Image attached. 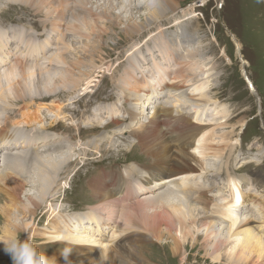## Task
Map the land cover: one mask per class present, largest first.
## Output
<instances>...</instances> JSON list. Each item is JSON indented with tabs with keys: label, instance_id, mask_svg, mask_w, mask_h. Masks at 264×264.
Masks as SVG:
<instances>
[{
	"label": "rangeland",
	"instance_id": "obj_1",
	"mask_svg": "<svg viewBox=\"0 0 264 264\" xmlns=\"http://www.w3.org/2000/svg\"><path fill=\"white\" fill-rule=\"evenodd\" d=\"M9 1L10 2L7 3L5 0H0V51L5 50L2 45L7 47V53L11 54L10 62L13 66L5 67L0 73L9 67L10 69L16 68V70H10V73L14 74L15 77L9 82L8 91H6V89L0 92V107L3 101H5L7 105H11V109L10 107H6L8 109L4 108L5 110H0V124L2 123L0 128L7 125L8 130L13 129L12 134H14V136L12 139L10 136L2 135L0 138H3L4 142L2 141L3 145L1 142L0 144L1 146L11 149L14 147V145L11 144L28 142V145L30 142L38 143L40 141H48L46 138H42L40 131L37 130L39 127L37 126L35 118H39V121H43L47 129L53 119L56 125L53 126L50 131H55L57 134L56 136L59 135V137H62L64 139V141H62L65 145L66 142L72 145H67L66 149H63V152L61 151L59 154H53V152L49 153L53 157L59 155V157L63 159H66L67 155H69L72 158V162L70 160V162L67 163L71 166H69V168L65 166L67 172L61 176V179H63L62 181L67 180L69 182V185L65 187L69 189L64 188L58 195L52 198V200L56 201H52L50 199L53 195L51 194L52 188L45 185L44 187L47 188L46 197L40 196L41 198H38L40 194L36 193L38 190L35 188L39 189V184L35 185V188L30 187L32 184H30L29 177L32 176V173L35 171L33 165L37 154V152L34 154V151H36L35 147L33 146L31 148V153H29L30 156H32L30 157L29 163L26 162L27 148L21 149L16 155V152L3 149L6 150V152L0 154V171H4L3 163H12L9 165L11 167L9 172H6L8 178L4 180L0 179V264H13L11 257L4 251V244L12 239H22L26 229L24 227L17 229L14 225L15 222L23 218L17 210L21 209L24 205L30 206L33 202H39L41 204L33 211L35 214L28 215V219H25V221L35 225L32 232V240L39 247L40 251L50 259L51 264H120L119 254L125 259L124 249L129 245L128 241H131V237L135 235L134 232L138 231L134 228L143 227L142 222L138 225H131L125 223L121 219V214L124 211V204L115 208L114 219H104L99 212L95 211L93 221L87 223V229L83 230V232L90 236H95L99 243L112 242L113 246L110 253L103 259L99 253L98 245H85L83 243L78 247H74L75 249H71L68 243L61 242L56 245L53 242L55 240L54 238L64 232V230H60L58 226V221H62L63 219L61 218L63 217L59 219L52 218L51 221L48 222L50 214L47 213L48 209L42 202L49 201L55 204L57 203L58 209L62 210V214L67 217H74L78 214V217H81V219H88L90 217L89 209H92V206H95L97 202L91 191L88 195L86 192L93 187L90 182L94 180L96 173H98L95 168L105 164V167L109 171L115 169L122 172V169L129 164V166H133L137 169L136 175L133 176L132 173L126 175L127 181H130L131 184L129 192L134 194L136 200L138 198L137 196L140 197V195L151 194L162 188L164 190H170V192L177 190L175 184H169V186L162 184L158 186L157 183L148 185L147 182H143L149 175L146 173L140 174V170L146 171L152 159L148 157L145 148L139 150L137 147L133 146L127 149L129 146L137 143V140H135L136 137H131V134H128V138L124 137V141L122 139H112L110 145H108L107 141H101L99 143L100 139H98V137L100 138L102 136L109 137L110 135H108V133L104 134L102 131L110 132L114 129L112 126L116 127L109 119L113 113L126 116L124 109H127L129 104L136 102V93L132 90L131 86L133 78L136 77L139 81H142L140 86H143V84L147 83L145 78L151 74L152 68L155 69L154 66H151V69L144 66L141 58L142 51H133L134 47L143 41V38H141L142 36H139V38L137 36L138 39L135 38L130 41L127 39L126 34L120 35V39L115 35L113 36L111 33L107 36L110 39L115 38L119 43L117 47L109 43L105 44L107 47L104 49L107 53L104 55V59L106 60L103 61V63L112 65L113 67L115 66L110 73L99 69L90 70L88 67H71L72 65L70 62L78 61L80 56L77 54L81 51L83 52V49H91L96 52V48L98 47V39H95V36L90 37L89 33L86 31L82 33L74 30L71 25L75 21L74 17L77 18L80 16L82 19L85 18L88 21L94 22V19L90 18V16H87L88 18L86 17L84 9L87 7V9L91 8L90 10L95 14H98V9H96L95 6L92 8L90 5L87 6L82 2L80 3L78 0H69L67 1V7H70H68L69 9L66 8L67 18L62 21V19L58 20V16H56L59 12V8L56 6L51 8L52 4L50 6V4L42 0ZM147 1L149 2V0ZM217 2H219V0L177 1L181 8L165 20H162L164 29L170 28V34L166 36V40L173 46L172 48H174L173 50L175 53L172 51L174 54L173 59L168 66L165 65V61L159 60V57H157V66L155 69L157 72L156 76H159V78L167 83H171L172 80L186 83L191 80V78L188 77L191 73L188 69V65L195 68L200 67L201 71L199 70V72H202L201 75L204 81L208 82L206 89L203 91L204 98L202 99L216 104L212 114L218 112V116L221 119L219 120V125L212 127L211 131L208 132L209 135H214L213 139L216 144H218L217 149L219 151H217V153L219 154V159L214 157L207 159L205 163L202 162L203 167L206 169L205 171L207 175L209 174L208 176L210 178L214 177L213 179L216 184H218V188L221 189V192L224 188H230L227 181L226 185L225 182L222 183L223 180H228L230 177L231 179H235L240 190L237 192H240L241 196L244 198L243 204L240 202L241 204L239 203L237 205H240V208L242 206L246 208L249 207V211L251 212H249V214L239 212V218H241L243 223L242 228L240 227L235 232L244 229L247 230L246 232L253 231L255 232V236L262 238L261 242L264 244V212H257L253 207V201L256 200L255 194L260 196L263 193L258 192V187L255 188L254 182H252L260 173L264 177V0H221L223 3L222 10H220V6L217 5ZM73 3H76V5ZM149 4L151 3L149 2ZM99 5L103 6L104 0H99ZM72 6H74L73 9ZM47 7L51 8V10ZM55 8H57V11H55ZM118 12L119 9L115 10L114 14ZM142 13H145V11L142 10ZM70 14L71 16H69ZM76 14L78 16H76ZM101 22L103 21H97L99 25ZM16 30L17 34L15 35ZM3 32L6 33L7 39L1 35ZM66 32L69 34L66 35ZM115 32H119V29L115 30ZM21 34V39L16 38ZM45 34L46 38L43 39ZM231 35H234V37H231ZM196 38H198L199 41ZM178 39L181 40V44L177 41ZM103 40L105 41L104 38ZM121 40L124 41L121 42ZM46 42L50 43L49 47L54 49V51L47 53L45 55L47 56L46 59L40 55L39 62L35 65L33 60H30V52L43 51V45H45ZM67 44L70 46H67ZM64 45H66V47H64ZM56 47L59 48L58 53L56 52ZM166 48L170 49L169 47ZM237 50L244 56V61L246 60L247 63L246 65H243L239 56H236ZM155 52L157 51L148 50L144 55L148 59L150 65L153 64L151 60L153 58L152 54ZM184 53H187V57ZM155 55L157 56L160 54L155 53ZM130 56H132V58ZM192 58L194 60H192ZM128 59H130L131 64H126ZM27 61H31L32 64H27ZM101 61L102 60L96 62L97 67H102ZM5 64H1L0 62V67ZM60 66L61 69H59ZM126 68L136 70L134 71V77L130 75V70ZM243 72L246 73L244 76L246 77L247 75L256 85L257 94L249 91V86L243 79ZM51 74L54 75L51 76ZM112 75H114L115 80L119 82L117 85L115 81H113L114 78ZM90 77H93L91 79L93 81L91 85L92 89L90 88L87 92L78 93L77 91L83 87L82 84H79L73 92L71 88H74L78 79L84 78L82 83H85L87 80H90ZM196 79L194 81H197ZM50 81L53 84L62 87L65 86L66 89L60 88L59 91H57L59 94L56 96L38 99L37 97L45 95V90L42 86ZM97 82L99 84H97ZM148 83L151 84L152 82L148 80ZM154 85H156L155 89L161 86L158 83H154ZM155 89H153V92H159L160 94L154 96L157 100L154 101L153 109L150 108L149 110V112H151L152 109L151 116L155 109L160 105L163 106V104H166V101H174L168 99L171 94L168 89L162 91ZM126 98L128 99L127 101ZM30 99L32 101L25 102ZM174 99L181 100L182 97H176ZM52 101H54L55 105L58 104V106H61V121L60 119H58V121L54 119V114L51 113L49 109L44 108L46 109L45 111L48 112L46 113L43 111V107L40 106V104L43 103V105H49ZM143 103V100H141V107H138L136 110L137 121H135L133 125H129L131 121L127 122V131L131 132L132 130H137L142 125L141 121L146 118L145 116L142 117L144 113ZM107 106H112L111 109L115 111H107ZM27 107L32 109L26 110ZM209 107H213V103H209ZM93 109L97 110V113L102 112L103 116L107 119V121L105 119V121L98 122V125H104L105 123H108V125L97 126L95 123L96 120L92 118L93 114L91 112ZM21 111L26 112L25 119L29 121L32 119L33 122L32 125L24 127L26 130L23 127L18 128V126L11 124L14 123L11 119L18 118L16 116H18V114L20 115L22 113ZM1 113L4 114L2 115ZM190 113L194 114V111ZM193 114L189 116L195 125L207 123L208 118L212 115L207 112V116L205 115L203 122H200L194 118L195 114ZM88 121L90 123H87ZM87 124H90V126L94 128L90 126L88 128ZM245 127L247 129H244ZM23 129L25 130L24 132ZM121 131L123 132V130ZM19 132L23 134L21 133V135ZM36 134L39 136L37 137ZM88 134L92 136V139L98 140L99 151L96 150V152L102 153L103 150V154L100 156L92 152L87 156L86 159L88 160L79 159L77 161L75 157H79V155L76 154L75 149L77 148L80 150L78 147L91 141V137ZM223 135H227L230 139H222ZM25 136L26 138H24ZM50 137H52V134ZM213 139L209 138L210 142L213 143L212 145H214ZM112 141H114V143H112ZM42 149L44 150L45 148ZM106 150H108V152ZM39 152H42V150ZM133 161H136L142 168L138 169L134 163L131 164ZM83 163H85V165L81 168ZM23 168L26 169V171L23 170ZM68 174L70 175V179H67L69 176ZM110 174L108 175L111 176ZM218 174L220 175L218 176ZM108 175L104 173L103 176ZM161 178L164 180L167 176L165 177L163 175ZM22 179H25L27 183L25 186H20L19 189L15 190L16 187L14 185H19ZM141 181L143 184L139 187L138 184H140ZM101 183H103V181H101ZM243 187L245 188V192ZM232 189L234 190L233 186ZM34 193L37 195L33 198L28 197V194L33 195ZM174 195H176V193H174ZM208 195L213 196L211 193ZM185 196V194L180 193L179 197L172 196L171 199L166 200L168 204L165 207V211L171 219L173 226L170 232H165L168 229L163 223L164 225L161 226L160 230L164 233L165 237H163L161 241H156L154 235L148 234V238L151 239V241L153 240V242L145 245L149 251L145 253V256L149 258V261L154 262V264H264V256H259V254L257 255L252 252L255 251L256 244L247 245L245 249L242 248L245 241L241 243L235 254L231 257L230 253H228L232 246L231 241L228 240L232 239V233H228L230 222L228 221V217L226 218L224 215V206L215 203L211 197H208V200H212L209 205H198L197 207H204L206 210L214 211V213L219 211V214L221 213L223 215L222 217L218 216L220 218L213 221L217 231L216 235H221V237H217L216 239L209 238L205 234L206 231L203 232L207 229L205 225L211 220V218H209L210 215L213 218L216 216H213L210 212L207 220L196 219L195 221L188 222V227H184L182 233V236L184 234L186 238L185 243H182L185 248L179 255L172 254L168 245L176 238V233L179 232L180 228L177 224L178 219L173 216L171 212V207L177 208L181 205L187 207L188 199H186ZM35 197L38 199H35ZM227 197L229 200L235 201L232 196L228 195ZM191 201L192 204H194V199L191 198ZM153 202V204L151 203L152 205L146 204L145 201L137 203H144V207L147 208L146 211L149 213L152 212L151 208H153V212H155L153 215L151 214L153 217L160 214V210L156 209L160 206V200L157 199ZM215 204L219 205V207ZM43 211L46 215L40 220ZM138 217L141 219L143 218L141 213H138ZM38 219L40 220L39 224ZM163 222L169 221L165 220ZM110 226L112 228L114 226V228L111 229L110 234H108L107 232ZM258 227H261V229ZM197 230H202V235H195ZM239 234L241 237H244L248 233H246V235H244L243 232ZM118 246H123V249L120 251ZM77 248H79L78 251L76 250ZM65 250H67V259L65 262L54 260L57 259L56 256H63L62 253H64ZM242 254L243 257L241 256ZM70 256L74 257L73 260H71Z\"/></svg>",
	"mask_w": 264,
	"mask_h": 264
},
{
	"label": "bare ground",
	"instance_id": "obj_2",
	"mask_svg": "<svg viewBox=\"0 0 264 264\" xmlns=\"http://www.w3.org/2000/svg\"><path fill=\"white\" fill-rule=\"evenodd\" d=\"M42 1L50 4V6L52 4L51 8L55 7V6L59 8V12L56 14V16H58V20L62 19V21H63L65 18H67L66 8L69 9L68 7H70V6L67 7V5H68L67 1H69V0H42ZM78 1L80 3L82 2L83 4H85L87 6L90 5L92 8H94L93 6H95L96 9H98V11H97L98 14H95L93 11H91L90 10L91 8L87 9L88 8L87 7L84 9L85 15H86V17L90 16V18H93L94 22L88 21L85 18L82 19V17L80 18V16L76 18L72 15L74 17L75 21L71 25L74 28V30H76L77 32L83 33L84 31H86L87 33H89L90 37L95 36V39H98V42H97L98 47L96 48L97 49L96 52H94L91 49H83V52L81 51L80 53L77 54L78 56H80L79 60L75 61V62H70V64L72 65V66L70 65L71 67H73V66H78L80 68L88 67L90 70L99 69V70H102V71L108 72V73L112 72L113 68L115 66L113 67L112 65H109V64L106 65L103 63V61L106 60V59H104V55H106V53H107L106 50L104 49L105 47H107L105 44L109 43L115 47H117L119 45V43L117 42V40L115 38L110 39L109 37H107L110 33L113 36L115 35L118 38L120 37V35L126 34L127 39H129L130 41L132 39L137 38V36H138V38H139V36H142L141 38H143V41L141 40L142 41L141 43L137 44L136 46L134 45L135 47H134L133 51L134 52H141L142 51V53H141L142 62L144 64V66H146L150 69H151V66L152 67L154 66V68L156 69L157 57H159L158 58L159 60L165 61L166 62L165 65H167V66L169 65V63H171V60L173 59V55H174L173 52L175 53V51L173 50L174 48H172L173 46L167 42L168 40H166L167 39L166 36H169V34H170V32H169L170 28L164 29V26L162 25V20H165L166 18H168L170 15L177 12L181 8V6H179V4L177 3L178 0H149V2L151 4H149V2L147 0H104L103 6L99 5V0H78ZM5 2L8 3L10 1L5 0ZM71 2H73V1H71ZM73 4L76 5V3H73ZM73 7L74 6H72V9H73ZM77 7H78V4H77ZM51 8H48V9L51 10ZM117 9H119V12L117 14H114V11ZM142 10H144L145 13H142ZM55 11H57V8H55ZM74 13H76V12H74ZM192 13H194V12H192ZM182 14H184V13H182ZM184 15H186V14H184ZM69 16H71V14ZM76 16H78V15L76 14ZM97 21H103V22H101V24L99 25L97 23ZM172 22H174V21H172ZM183 22H185V21H183ZM167 24H168V22H167ZM118 29H119V32L116 33L115 30H118ZM67 30H68V27H67ZM68 34L69 33H67L66 35H68ZM143 35H144V37H143ZM103 38L105 39V41L103 40ZM196 39L199 41L198 38H196ZM123 41L124 40H121V42H123ZM177 41H179V43L181 44L180 39H178ZM2 46L4 47L3 49L7 48L5 45H2ZM67 46H70V45L67 44ZM143 46H144V48H143ZM64 47H66V45H64ZM166 47H169L170 49H167ZM146 48H147V50H146ZM55 49H56V52L58 53L59 48H55ZM31 50H32V48H31ZM65 50L67 51L66 48H65ZM148 50H150V51L156 50L157 52H155V53L160 54L157 56L155 55V53L152 54V57H153L151 60L153 62L152 65H150V63L148 62V59L144 56ZM152 52H154V51H152ZM193 54H195V53H193ZM188 55H189V52H188ZM185 56L187 57V53L185 54ZM130 57L132 58V56H130ZM16 58H18V57H16ZM99 60H102L101 61L102 67H97L96 62H98ZM192 60H194V59L192 58ZM63 64H65V63H63ZM126 64H131L130 59L127 60ZM61 66H64V65H61ZM61 66L59 67V69H61ZM129 67H131V66H129ZM126 69L130 70V75L134 77V71H136V70H132L130 68H126ZM136 69H137V67H136ZM155 69L152 68V72H150L151 74L145 78L147 83L143 84V86H140L142 81H139L136 77L133 78V81L131 82V86H132V90L136 93V99H135L136 102L134 101L135 103L129 104L127 106V109H124L126 116H120L116 113H113L109 119L116 126V128L112 129L110 132L102 131L104 134L108 133V135H110L109 137L102 136V137H100V138L98 137V138L100 139L99 143L101 141L102 142L107 141L108 145H110L112 139H115V140L122 139L124 141L125 140L124 137L127 136L128 134H131L130 135L131 137H134V138L136 137L137 139L135 138V140H137V143L135 145L129 146L127 149H130L133 146L137 147L139 150L141 148L142 149L145 148V152L147 153L148 157H150V159H152L151 162L149 163V168H147L146 171L140 170V172H141L140 174L146 173L149 175V177H147V179L144 180L143 182H147L148 185H153L154 183H157L158 186L162 185V184H164L165 186L166 185L169 186V184H171V185L175 184L176 185L175 187L177 190H174V192H170V190H164L162 188V189H159L156 192L150 194L151 199L150 200L147 199V201H145L146 204L152 205L154 203L153 201H155L157 199L160 200V206L158 208H156V209L160 210V214L152 217L151 214L153 215L155 213V212H153V208H151V210H152L151 213L147 212L146 211L147 208L144 207L145 206L144 203H137V201H135L136 199L134 198V194L129 192L131 184H130V181H127L126 175H129L131 173L133 174V176L136 175L137 169H135L133 166H129V167L127 166L125 168V170H123L124 174H116V173L110 174L111 177H113L114 181L116 182V187H115L114 191L110 192L109 188L107 186H104V185H102V186L96 185V186L92 187V192L95 196L97 204L95 206H92V209H89L90 210V217L88 219L87 218L81 219V217H78V214H77V216H74V217H67L66 215L62 214L63 213L62 210L58 209V205H56L57 203L55 204V203H52L49 201H47V202L43 201L42 204L46 205V208L48 209L47 213L50 214L48 222H50L52 218L53 219H59V218L63 217V218H61V219H63L62 221H58V226H59V229L64 230V232H63V234H59L58 236H56L54 238L55 240L53 242L56 245L60 244L61 242L62 243H68V245L71 249H75L74 247H76V246L78 247L79 245H81L83 243L85 245H89V244L98 245L99 246V253L101 254L102 258L105 259V257L110 253V250L113 246L112 242L108 241L106 243H99L95 236H93V235L90 236L89 234L83 232V230L87 229V226H88L87 223H89L90 221H93V217H94L93 215H95V211L99 212L100 215L104 219H106V218L107 219H111V218L114 219L115 208L124 204L125 206H124V211L121 214V219L125 223H129L131 225H138L140 222H142L143 225L142 224L141 225L143 227L142 228H134V229H137L138 231L134 232L135 235L131 237V241H128L129 245L126 246V248L124 249L125 259L119 254L120 264H122V263L123 264H154V262L149 261V258L147 256H145V253H147V251H148L145 245L153 242V240L151 241V239L148 238L149 237L148 234L154 235L156 237L155 238L156 241L157 240L161 241L162 238L165 237L164 233L160 230L162 225L165 224L167 229H168L165 232H170V229L173 226V223H172L171 219L168 217V215L165 211V207L168 204L166 200L171 199L172 196L179 197V194L182 193V194H185L186 195L185 198L188 199V206L187 207L185 205H181L177 208L171 207V212H172L173 216H175L178 219L177 224H178V227L180 228L179 232L176 233V238H174L172 243L170 245H168L172 254L179 255V253L185 248V246L182 245V243H185L186 238L184 237V234L182 236V233H183V228L188 227V225H189L188 222L189 221H195L196 219L207 220L210 212H211V214H213V216L216 215L214 217L215 219L213 217H211V215H210L209 218H211V220H209V222L205 225L207 227V229H205L203 232L206 231L205 234L209 238L216 239L217 237L218 238L221 237V235H216L217 231L214 227L213 221H216L217 218H220L218 216L222 217L223 215L221 213H220L221 214L220 215L219 211L214 213V211L206 210L204 207H201V208L197 207L198 205H209L212 200H208V197H209L208 194L211 193L213 196H210V197L215 201V203H218V204H221L222 206H224V209L223 208H221V209L224 210V212H225L224 215L226 216V218L228 217V221L230 222L228 233L229 234L232 233V237H231L232 239H228V240L231 241L232 246L229 249L228 253H230L231 257L235 254L238 247L244 241H245V244L242 246L243 249H245V247L247 245L256 244V249H255V251H252V252H254L257 255L259 254V256H261V255L264 256V254H263L264 253V244L261 242L262 238L255 236V232H253V231L252 232H246L247 231L246 229L239 230L238 232H235L240 227L242 228L243 222L241 221V218H239V212L245 213V214H249V212H250L249 207L246 208V207L242 206L240 208V205H237L240 202H242V204H243L244 198L241 196L240 192L239 193L237 192L240 190H239V185L236 184V182H235V179H231V177H230V178H228V180H223L222 183L225 182V185L227 183H229L228 185H230L229 186L230 188H224L223 191L221 192V189L218 188V184H216L215 180L213 179L214 177L210 178L208 176L209 174L207 175V173L205 171L206 169L203 167L202 162L205 163V161L207 159H210L212 157L219 159V157H218L219 154L217 153V151H219L217 149L218 144H216L215 140L213 139L214 135H209L208 132L211 131L212 127L219 125L218 123H219V120H221V119L218 116L219 115L218 112L216 114H212L213 108L216 104L214 102L204 101L202 99V98H204L203 91L206 89L208 82L204 81V79L201 75L202 72L201 73L199 72V70L201 71L200 67L195 68L193 66L188 65V69L191 71V73L189 74L188 77L191 78V80L187 81L186 83H182V82H179L176 80H172L171 83H167L163 79L159 78V76H156L157 72ZM10 70L15 71L16 68L10 69V67H9L0 73V92L3 90H6V89H7L6 91H8L9 82L12 81L13 78L15 77L14 74L10 73ZM53 75L51 74V76H53ZM112 76L114 78L113 81H115V83L117 85L119 82H117L115 80L114 75H112ZM92 78L93 77H90L89 78L90 80H87L85 83H82V80L84 78L78 79L75 83L74 88H71V89H73V92H74L76 90V88L79 86V84H82L83 87L81 89H79L77 92L81 93V92L89 91L90 88L92 89V87H91V85L93 84V81L91 80ZM195 79L197 81H194ZM148 80L151 81L152 83L149 84ZM154 83L155 84L158 83L161 85L160 87H164L165 89H168V91H170V93H171L168 99L174 100V101H171V102L166 101L165 102L166 104H163V106L160 105L159 107H157L158 110L155 113H153L152 116H150L149 114H151V112H149V110L151 108V102L156 101L157 99H155L154 96L159 95L160 93L159 92L158 93L152 92V94L144 95L143 98H141V97H142L143 93L147 92V91H145L146 89H144L147 85H151L152 89H155L156 85H154ZM97 84H99V83L97 82ZM168 84H170V85H168ZM42 88L45 90V95H42V97H37L38 99L56 96L57 94H59L57 91H59L60 88L66 89L65 86L62 87L60 85L53 84L51 81L48 82L47 84L43 85ZM162 90H164V89H161V91ZM22 93H24V92H22ZM148 93H149V91H148ZM16 97H18V96H16ZM176 97H182V99L181 100L174 99ZM32 99H35V98H32ZM127 100L128 99L126 98V101ZM141 100H143V102H144L143 103L144 104V106H143L144 110H145V107H147V113L144 111V113L142 115V117L145 116L146 118H144L141 121L142 125L137 130H132L131 132H129V131H127L128 129L126 128L128 125L127 122L131 121L129 123V125H133L135 123V121H137V119H136L137 111L136 110L138 107H141V105H140ZM29 101H32V100L30 99V100L25 101V102H29ZM209 103H213V107H209ZM43 104H40V106L43 107V109L44 108L49 109L50 112L54 114V119H57V121H58V119H60V117H61L60 115L62 114V112L60 113L61 106H58V104L55 105L54 101H52L49 105H43ZM6 107H10V109H11V105H7L6 102L3 101V103H1L0 110L3 111V110H5L4 108H6ZM107 107H108L107 111H109V112L115 111V110L111 109L112 106H107ZM120 107H121V105H120ZM6 109H8V108H6ZM28 109H29V107L26 108V110H28ZM31 109H29V110H31ZM41 110H42V108H41ZM45 110L46 109H44L43 111H45ZM120 110H121V108H120ZM16 111H18V110H16ZM36 111H38V110H36ZM191 111L192 112L194 111L195 115L193 113H190ZM214 111H215V109H214ZM21 112L22 113L20 115L18 114V116H16L18 118H16V119L10 118L11 120L14 121V123H11V124H13L14 126H18V128H21V127L24 128L25 126L32 125L33 124L32 119H31V121L25 119L24 114L26 115V112L25 111H21ZM118 112H120V111H118ZM200 112H202V113H200ZM205 112L212 114L211 117L208 118L207 123H202V124H197V125L193 124V121L190 119L189 115L193 114L195 116L194 118L196 120L203 122L204 117L206 115ZM46 113H48V112H46ZM92 114H93L92 118L96 120L95 123L97 124V126H101V125H98V122L105 121V119H106L103 116V113L102 112L97 113V110H96V111H93ZM119 114H121V113H119ZM71 116H73V115H71ZM41 117H43V116H41ZM118 117H120V118H118ZM31 118H32V116H31ZM61 119H60V121H61ZM65 119H67V118H65ZM69 120H70V118H69ZM33 121H34V119H33ZM35 121L37 122V126L39 127V129H37V130L40 131L42 138H46L48 141H40L38 143L30 142L28 145H27L28 142L22 143V147L27 148L26 151L28 152V154L31 153V151H32L31 148L33 146L35 147V150H36V151H34V154L37 152V154L35 156V161L33 163V165L35 167V169H34L35 171H34V173H32V176L29 177L30 178V184H32L30 187L35 188L36 187L35 185L39 184V189L35 188L36 190H38V192H36V193L40 194L38 196V198L40 196L46 197L47 188L44 187L45 185L47 187L52 188L51 194H53V195L50 198L52 200V198H54L56 195H58V193L60 191H62L65 187H67V185H69V182L67 180L62 181L63 179H61V176L67 172V170H65V166L68 168H69V166H71L67 163H69L72 158L69 155H67L66 159H63L62 157H59V156L53 157L49 152L53 151L54 153H59L60 150H62L64 148L66 149V145L63 142L64 140L62 141V140H59L55 137H50L51 134L47 135V134H49L48 133L49 130L47 128H45L44 122L39 121V118H35ZM106 121H107V119H106ZM87 123H90V122L88 121ZM49 125L53 127V125H55V121H53V119H52V122ZM97 126H95V127H97ZM24 129H23V132L26 130V129L25 130ZM121 130H123V132ZM19 133H18V135H19ZM103 133H102V135H103ZM7 134H8V130L3 129L0 132V137L2 135H7ZM170 135H172V136H170ZM13 136H14V134H12L10 137L13 138ZM38 136L39 135H37V137ZM24 138H26V136ZM60 138H62V137H60ZM209 138L214 140L213 141L214 145H212L213 143L210 142ZM222 139H230V137H228L227 135H223ZM93 140L85 143V145H83V146L78 147L81 151H80L79 157L77 159H79L81 156L83 158H87V156L92 152H95V154L100 155V156L103 154V150H102V153L96 152V150L99 149V146H98L99 143H98V140H95V139H93ZM2 141L4 142V139L0 138V142L3 145ZM112 143H114V141H112ZM42 148H45V149L43 150ZM5 149H7V148H5ZM7 150H9V149H7ZM40 150H42V152H39ZM106 151L108 152V150H106ZM4 152H6V150H3V148L0 144V154L1 153L3 154ZM64 154H66V153H64ZM15 155H16V153H15ZM3 162H4V160H3ZM71 162H72V160H71ZM11 163H8V162L3 163L4 171H2V172L0 171L1 172V178L0 179L4 180V179L8 178V175L6 174V172L7 173L9 172V170L11 168L9 165ZM1 168H2V165H1ZM257 174H258V172H257ZM103 175H104V173L102 174V176ZM163 175L165 177L167 176V178H166L167 180L166 179L163 180L161 178ZM219 175L220 174H218V176ZM94 179H96V176L94 177ZM226 181H227V183H226ZM252 182H254L255 188L258 187V192L263 193L260 196L255 194L256 200L253 201L254 210H257V212L260 211V213H263L264 212V177H263V175L261 173L258 174L253 179ZM26 183H27L26 180L22 179L21 183H19V185H17V184L14 185L16 187L15 190L19 189L20 186H25ZM99 183H101V181H99ZM142 184L143 183L141 181V183L138 184V186L141 187ZM239 184H241V183H239ZM237 185H238V190H237ZM232 186H233L234 190L232 189ZM65 189H69V188H65ZM36 193H34L33 195L28 194V197L33 198L34 196L37 195ZM174 193H176V195H174ZM136 195H137V193H136ZM228 195L232 196V198L235 199V201H232L231 199L229 200V198L227 197ZM38 198L35 197V199H38ZM191 198L194 199V201H193L194 204H192ZM52 201H56V200H52ZM224 203H226L227 205ZM40 204L41 203H39V202H33L30 204V206L24 205L21 209L17 210L18 213H20V215L23 216V218L19 219L18 222H15L14 225L16 226L17 229H21L23 227L26 229V231L23 234L22 240L26 239L28 237H31V239H32V232H33V228L35 225L33 223H27L25 221V219L26 220L28 219V215L35 214L33 211L36 210ZM216 206L219 207V205H216ZM138 213L142 214V217H143L142 219L138 217ZM217 214H219V215H217ZM195 216H197V217H195ZM221 219H223V218H221ZM165 220H168L169 222H163ZM258 228L261 229V227H258ZM59 229H57V230H59ZM101 230H102V228H101ZM241 232H243L244 235H246V233H248V234L244 237H241V235L239 234ZM201 233H202V230H197L195 235H197V234L200 235ZM118 247L120 248V251L123 249L122 248L123 246H118ZM76 250L78 251L79 248H77ZM241 256L243 257V254ZM56 258L57 259H54V260H59V261H64V262L66 260L65 257L60 256V255L56 256ZM73 258L74 257L72 256L71 260H73ZM63 264H65V263H63Z\"/></svg>",
	"mask_w": 264,
	"mask_h": 264
},
{
	"label": "clouds",
	"instance_id": "obj_3",
	"mask_svg": "<svg viewBox=\"0 0 264 264\" xmlns=\"http://www.w3.org/2000/svg\"><path fill=\"white\" fill-rule=\"evenodd\" d=\"M4 245V251L11 257L13 264H51L31 237L12 239ZM62 255L67 259V250Z\"/></svg>",
	"mask_w": 264,
	"mask_h": 264
}]
</instances>
